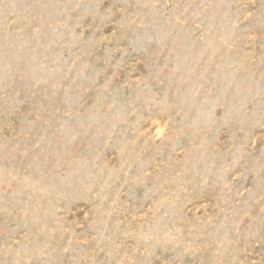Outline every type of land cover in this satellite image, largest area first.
<instances>
[{"label":"rangeland","instance_id":"obj_1","mask_svg":"<svg viewBox=\"0 0 264 264\" xmlns=\"http://www.w3.org/2000/svg\"><path fill=\"white\" fill-rule=\"evenodd\" d=\"M0 264H264V0H0Z\"/></svg>","mask_w":264,"mask_h":264}]
</instances>
